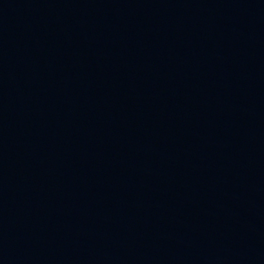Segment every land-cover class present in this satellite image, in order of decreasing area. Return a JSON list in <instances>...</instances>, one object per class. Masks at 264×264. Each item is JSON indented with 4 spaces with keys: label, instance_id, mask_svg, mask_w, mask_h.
<instances>
[{
    "label": "water",
    "instance_id": "obj_1",
    "mask_svg": "<svg viewBox=\"0 0 264 264\" xmlns=\"http://www.w3.org/2000/svg\"><path fill=\"white\" fill-rule=\"evenodd\" d=\"M0 264H264V0H0Z\"/></svg>",
    "mask_w": 264,
    "mask_h": 264
}]
</instances>
